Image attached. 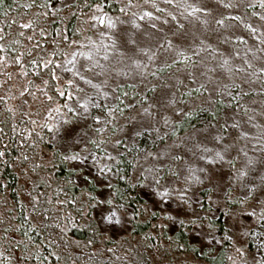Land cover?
<instances>
[{"label":"trees","instance_id":"trees-1","mask_svg":"<svg viewBox=\"0 0 264 264\" xmlns=\"http://www.w3.org/2000/svg\"><path fill=\"white\" fill-rule=\"evenodd\" d=\"M211 1L227 7L238 0ZM124 3L148 4L145 0H0V264H230L233 242L224 214L211 217L206 190L197 213L182 212L173 231L166 226L165 213L151 207L141 193L148 159L167 139L214 121L222 100L215 99L212 109L195 107L177 117L157 114L154 129L128 142L118 134L120 123L122 127L128 123L121 121L126 103L138 102L139 94L150 95L155 87L119 86L113 106L99 111L105 123L93 131L91 127L79 148L94 154L91 173L76 166L72 152L61 150L56 139L59 125L73 120L70 115L54 124L71 94L70 87L60 83L59 67L96 35V17L122 19L127 14ZM182 63L169 62L161 75L181 69ZM13 75L12 89L14 77L5 82L3 78ZM200 96L193 88L182 90L177 100L184 103ZM225 204L239 206L231 198ZM102 206L126 215L127 235L105 236L97 220ZM200 227L221 241L218 248L191 241V231ZM249 245L246 241L243 247Z\"/></svg>","mask_w":264,"mask_h":264},{"label":"rangeland","instance_id":"rangeland-1","mask_svg":"<svg viewBox=\"0 0 264 264\" xmlns=\"http://www.w3.org/2000/svg\"><path fill=\"white\" fill-rule=\"evenodd\" d=\"M145 1L144 7L124 3L127 14L122 19L96 17L95 38L86 40L61 63L60 83L69 86L71 94L54 124L70 115L73 120L59 125L56 139L62 143L61 150L72 152L76 166L91 173L94 154L79 148L91 127L93 131L105 123L99 111L113 106L119 86L155 87L150 95L139 94L138 102L126 103L121 121L128 123L124 127L120 123L118 134L128 142L154 129L157 114L177 117L195 107L212 109L215 99L222 100L223 108L214 121H204L175 140L167 139L148 159L141 193L151 207L165 213L166 226L173 231L182 212L197 213L206 190L211 217L224 214L233 242L230 264H264L262 0H238L227 7L211 0ZM178 59L184 67L161 75L169 62ZM13 77L4 76L3 81ZM193 88L201 94L198 99L177 100L182 90ZM227 198L239 206L227 208ZM98 211L105 236L129 233L125 214L108 206ZM190 239L203 248L216 249L221 244L202 227L194 228ZM246 241L250 245L243 247Z\"/></svg>","mask_w":264,"mask_h":264},{"label":"snow or ice","instance_id":"snow-or-ice-1","mask_svg":"<svg viewBox=\"0 0 264 264\" xmlns=\"http://www.w3.org/2000/svg\"><path fill=\"white\" fill-rule=\"evenodd\" d=\"M262 6H264V0H262ZM236 19H238V17ZM218 23L223 24V21H219ZM253 31H255V29H253Z\"/></svg>","mask_w":264,"mask_h":264}]
</instances>
